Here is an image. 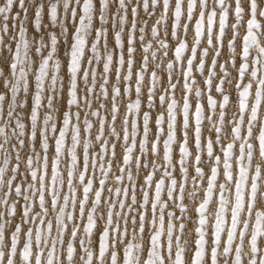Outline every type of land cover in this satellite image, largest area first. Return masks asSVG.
Wrapping results in <instances>:
<instances>
[{
    "label": "snow or ice",
    "instance_id": "6c2138e0",
    "mask_svg": "<svg viewBox=\"0 0 264 264\" xmlns=\"http://www.w3.org/2000/svg\"><path fill=\"white\" fill-rule=\"evenodd\" d=\"M0 264H264V0H0Z\"/></svg>",
    "mask_w": 264,
    "mask_h": 264
}]
</instances>
